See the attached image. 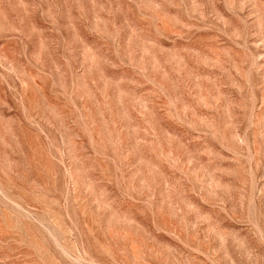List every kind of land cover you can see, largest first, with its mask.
Here are the masks:
<instances>
[{"label": "rangeland", "instance_id": "1", "mask_svg": "<svg viewBox=\"0 0 264 264\" xmlns=\"http://www.w3.org/2000/svg\"><path fill=\"white\" fill-rule=\"evenodd\" d=\"M0 264H264V0H0Z\"/></svg>", "mask_w": 264, "mask_h": 264}]
</instances>
